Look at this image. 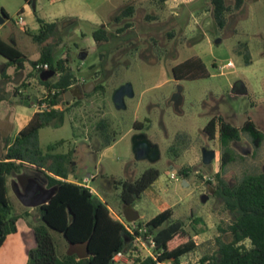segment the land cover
<instances>
[{
  "label": "rangeland",
  "instance_id": "1",
  "mask_svg": "<svg viewBox=\"0 0 264 264\" xmlns=\"http://www.w3.org/2000/svg\"><path fill=\"white\" fill-rule=\"evenodd\" d=\"M234 1L225 0V5L232 7ZM131 3L133 16L116 24L114 16ZM211 10V0H0V16L6 15L0 24V39L25 56L23 68L17 72L0 56V158L5 153L4 140H12L27 124L37 109L32 103L45 94L39 82L43 72L35 71L32 63L39 58L41 47L49 45L56 59L67 60L77 83L70 92L64 124L55 127L50 123L39 130V149L46 153L47 147L57 143L62 144L55 147L54 154L74 149L75 176L79 180L91 176L89 188L108 204L114 219L119 217L128 226L144 223L163 211L160 200H154L157 196L172 204L173 216L163 227L182 221L197 243V249L183 256L180 264H194L204 254H211L216 249L218 227H225L232 217L214 195L213 184L202 179L216 184L213 177L219 172L220 159L217 137L210 141L203 129L210 119L222 116L237 128L250 119L264 133V0H245L239 10L225 14L222 28L214 22ZM20 15L21 25L17 23ZM37 18L57 23L55 33L43 45L31 37L38 33ZM125 23L131 28L110 36L108 42L94 41L92 34L101 25L115 35ZM244 45L250 64L244 62ZM191 57L201 59L207 76L175 80L172 67ZM229 61L233 67L224 68ZM91 84V90L85 92ZM98 84L103 90L94 91ZM124 84L131 86L132 95H125L124 107L117 109L112 96ZM100 120L108 125L105 139L95 131ZM135 122L142 127L136 129ZM137 135L157 146V162L135 160L132 139ZM106 139L110 146L100 150ZM231 147L239 158L221 175L228 185L246 174L264 172V142L255 149L241 133L240 142ZM202 149L216 153L209 166L202 164ZM187 166L192 170L188 186L178 174ZM149 168L159 171L162 188L151 200L147 197L151 190L136 200L133 210L143 218L129 222L121 216L120 190L109 181H134ZM174 172L177 181L170 180ZM45 184L43 174L32 170L8 178L11 213L19 219L17 232L0 248V264L28 263V253L36 246L33 229L40 220L37 209L23 214L28 209L19 196L45 191ZM48 232L58 257L79 254L60 233ZM136 246L139 256L149 254L144 242Z\"/></svg>",
  "mask_w": 264,
  "mask_h": 264
},
{
  "label": "trees",
  "instance_id": "2",
  "mask_svg": "<svg viewBox=\"0 0 264 264\" xmlns=\"http://www.w3.org/2000/svg\"><path fill=\"white\" fill-rule=\"evenodd\" d=\"M244 1L235 0L233 6L229 7L225 5V0H211L212 17L217 26L222 28L225 25V14L239 10ZM134 12L135 7L131 3L124 6L113 20L118 24L132 17ZM3 15L6 17L4 12ZM37 22L38 33L31 37L35 43L43 45L55 33L57 23H47L39 18ZM129 28L131 24L125 23L115 30V35H110L104 25H101L92 35L97 43L108 42L110 36L116 37ZM241 47L245 64H250L247 47ZM0 56L10 66H14L16 72L23 68L25 56L1 39ZM66 63V59L55 58L49 45L41 47L39 58L32 65L35 67L37 64H47V71L37 72L53 71L55 77L54 80L50 78L39 81L45 88V94L34 105L40 106L44 103V108L37 110L12 140H4L5 153L0 158V248L7 236L17 232L16 223L19 219L11 213L12 207L7 198V180L24 170H32L43 174L45 186L53 189V193L46 203L37 207L40 224L33 229L36 246L29 251L27 264H114V257L118 253L127 257L128 264H180V259L195 251L197 244L194 235L185 230L182 221H173L163 227L172 218L171 209L160 212L144 223L137 222L130 233L122 221L111 217L105 201L91 193L89 188L68 181L70 176L75 175L76 170L74 149L63 154L52 153L62 143L47 147L46 153L39 149V130L50 123L55 127L64 124L66 107L70 105L64 99L65 94L71 92L77 83ZM171 71L175 80H194L207 76L204 64L198 57L184 60L173 66ZM101 90L102 85L95 86L94 91ZM61 106L65 108L60 109ZM107 127L104 120H100L95 127L97 135L102 139L106 138ZM134 127L140 129L142 124L135 122ZM203 132L210 141L217 137L220 159L219 172L213 177L216 184L202 179L209 185L213 184L214 195L222 201L223 210L232 219L225 227H218L215 251L204 254L194 264H264V172L246 174L231 186L221 176L227 165L235 163L239 158L231 145L240 142L241 133L249 137L255 149L262 146L264 133L250 119L237 128L222 116L210 119ZM110 144L111 141L106 139L102 141L99 149L102 150ZM173 148L171 150L175 153ZM191 171L190 167H183L178 170V174L183 180H187ZM159 175L157 169L149 168L134 181H109L114 188L120 190L119 201L123 211L121 216L125 215L127 221L138 220L133 206ZM48 229L60 233L67 245L74 246L79 254L67 253L58 257ZM138 238L148 244L154 243L152 256L137 254L139 249L135 241Z\"/></svg>",
  "mask_w": 264,
  "mask_h": 264
},
{
  "label": "water",
  "instance_id": "3",
  "mask_svg": "<svg viewBox=\"0 0 264 264\" xmlns=\"http://www.w3.org/2000/svg\"><path fill=\"white\" fill-rule=\"evenodd\" d=\"M3 15V13H2ZM3 16H0V24L4 23ZM54 76L53 71H48V72H43L41 75V81H46ZM93 87V84L87 85L84 90L85 92H89L91 88ZM125 95L131 96V86L129 84H124L120 86L115 92L113 93L112 96V101L117 109L123 108V97ZM72 96L70 92H67L65 94V101L70 102ZM132 152L134 154V158L136 161H142V160H148L150 163H155L159 160L160 158V153L156 145H153L150 143L147 138L143 135H137L133 137L132 139ZM216 153L213 150H207V149H202L201 152V161L204 166H209L212 164L213 160L215 159ZM30 185H34L32 181H30ZM184 185H186V181H184ZM53 193V189H46L45 191H40L35 193L30 196V197H23L19 196V200L22 201V203L25 206H40L50 198V196ZM205 198V197H204ZM204 198L202 201L204 202Z\"/></svg>",
  "mask_w": 264,
  "mask_h": 264
},
{
  "label": "crops",
  "instance_id": "4",
  "mask_svg": "<svg viewBox=\"0 0 264 264\" xmlns=\"http://www.w3.org/2000/svg\"><path fill=\"white\" fill-rule=\"evenodd\" d=\"M32 105L34 106V102L32 103ZM36 112V110L34 109V111H33V114ZM32 114V115H33ZM28 123V122H27ZM188 167V166H187ZM175 173V172H174ZM89 178H91V176H89V175H87V177H85L83 180H79L75 175L74 176H70L69 177V179H68V181H72V182H75V183H78V184H80V185H83V186H86L85 184H84V181H85V179H89ZM158 181H159V179H157L148 189H146L145 190V192L143 193V194H147L148 193V191L149 190H151V192L150 193H148V195H147V197L151 200L152 198H153V196L154 195H156L158 192H159V190H161V188H162V185L161 184H159L158 183ZM184 181H186V186H188L189 185V181L188 180H182V183H183V185H184ZM88 186V185H87ZM89 187V186H88ZM92 190V189H91ZM92 193L94 194V195H96L98 198H100V195L96 192V191H94V190H92ZM101 199V198H100ZM155 199H159L160 201V203H161V208L163 209V211L164 210H166V209H171L172 210V207H171V205L170 204H167V203H165L164 201H162L163 199L162 198H158V196H157V198H154V200ZM24 208H26V209H28L27 211H24L23 212V214H25V215H30L32 212H33V210H36L37 209V207L36 206H24ZM162 212V211H161ZM137 213V212H136ZM172 214H173V211H172ZM110 215H111V213H110ZM137 215H138V220L139 219H142L143 217L142 216H140L138 213H137ZM173 216V215H172ZM112 217V216H111ZM118 219H120L119 217H118ZM137 220V221H138ZM146 221H148V220H146ZM145 221V222H146ZM12 235V234H11ZM10 236V235H9ZM8 237V236H7ZM197 244V243H196ZM3 246V245H2ZM68 246V245H67ZM68 247H74V246H68ZM124 258V257H123ZM123 263H125V260H123Z\"/></svg>",
  "mask_w": 264,
  "mask_h": 264
},
{
  "label": "built area",
  "instance_id": "5",
  "mask_svg": "<svg viewBox=\"0 0 264 264\" xmlns=\"http://www.w3.org/2000/svg\"><path fill=\"white\" fill-rule=\"evenodd\" d=\"M17 23L19 25H21L23 23V18H22L21 15L19 16ZM232 67H233V64L230 61L227 62L226 65L224 66V68H227V69L232 68ZM34 69L36 71H47L48 70V65L47 64H37V65H35ZM35 106L37 108L36 111L37 110H42L44 108V103H42L40 106H38V105H35ZM203 179L206 180L205 177H203ZM170 180L177 181L176 173H171L170 174ZM88 181H89V179H85V181H84V184L86 185L85 187H87V188H89L87 186ZM89 190L92 193V190L90 188H89ZM125 227L128 230V232H130V233H132V230L135 229V226L134 227H131L130 225L128 226L126 224H125ZM140 241H142V240L138 238V239H136L135 243H138ZM145 244L148 246V250L150 251L148 255L152 256V248L154 246V243L151 242L150 244H148V243H145ZM134 253H136V252H134ZM123 257H125V256H123L121 253L116 254V256L114 257V264H128V260H126L125 263H123V260H122ZM159 264H166V263H159Z\"/></svg>",
  "mask_w": 264,
  "mask_h": 264
}]
</instances>
